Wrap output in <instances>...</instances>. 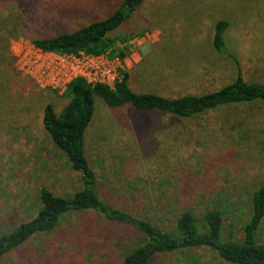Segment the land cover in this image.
<instances>
[{
  "label": "rangeland",
  "instance_id": "obj_1",
  "mask_svg": "<svg viewBox=\"0 0 264 264\" xmlns=\"http://www.w3.org/2000/svg\"><path fill=\"white\" fill-rule=\"evenodd\" d=\"M122 3L0 0V238L39 214L43 188L63 198L83 188L43 124L45 107L53 105L60 116L69 98L16 71L13 45L72 34L106 20ZM219 21L229 22L225 53L213 45ZM108 36L117 42L106 53L128 59L119 83L128 74L137 94L200 96L240 72L248 82L264 83V0H145ZM86 156L107 205L168 233L186 211L199 219L216 211L224 238L241 241L252 197L264 186V104L180 119L130 104L111 108L96 95ZM258 240L264 244V220ZM143 241L141 232L98 212H71L0 264H121ZM150 264L228 263L201 248L159 255Z\"/></svg>",
  "mask_w": 264,
  "mask_h": 264
},
{
  "label": "trees",
  "instance_id": "obj_2",
  "mask_svg": "<svg viewBox=\"0 0 264 264\" xmlns=\"http://www.w3.org/2000/svg\"><path fill=\"white\" fill-rule=\"evenodd\" d=\"M144 1L123 0L120 8L106 20L94 22L72 34L32 43L48 52L101 55L117 42L108 35L131 19ZM228 28L227 21H219L215 26L213 45L218 53L226 52L225 33ZM120 55L124 57L125 51ZM128 79L129 75L124 74L123 81L114 88L104 85L93 87L83 79L75 80L65 93L69 103L60 116L55 113L53 105L45 107L44 127L56 146L66 154L72 168L82 176L83 188L70 198L58 197L43 188L39 214L0 238V258L21 248L37 234L53 232L62 218L71 212L95 211L111 222L133 227L144 237L143 243L129 252L121 264H150L159 255L201 248H209L228 264H264V244L258 240L264 220V186L258 188L252 197V214L243 228L241 241L224 238L223 218L216 211L208 212L202 219L186 211L178 218L175 232L168 233L144 218L103 202L97 189L96 172L86 156V135L94 119L96 95L111 108L130 104L142 112L157 110L188 119L241 105L264 104V83L248 82L240 72L232 83L218 91L200 96L166 98L137 94L130 88Z\"/></svg>",
  "mask_w": 264,
  "mask_h": 264
},
{
  "label": "built area",
  "instance_id": "obj_3",
  "mask_svg": "<svg viewBox=\"0 0 264 264\" xmlns=\"http://www.w3.org/2000/svg\"><path fill=\"white\" fill-rule=\"evenodd\" d=\"M16 70L32 79L40 88L63 95L78 79L95 87L114 88L123 78L128 59L109 53L94 55L63 54L44 51L32 42L15 43L12 47Z\"/></svg>",
  "mask_w": 264,
  "mask_h": 264
}]
</instances>
